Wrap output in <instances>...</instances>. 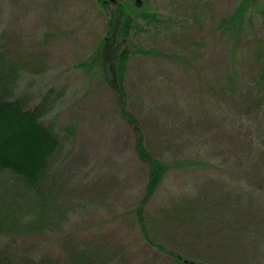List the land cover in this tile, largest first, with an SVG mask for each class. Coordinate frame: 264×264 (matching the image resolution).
<instances>
[{
	"label": "rangeland",
	"instance_id": "374dc122",
	"mask_svg": "<svg viewBox=\"0 0 264 264\" xmlns=\"http://www.w3.org/2000/svg\"><path fill=\"white\" fill-rule=\"evenodd\" d=\"M132 1L113 0L106 11L96 0H0V52L19 66L14 97L32 107L49 95L43 123L59 141L34 204L45 203L54 227L1 236L0 247L15 239L31 264H83L82 252L88 264H172L155 244L193 264H264V83L253 81L264 0L240 40L220 28L240 0H138L142 9L128 12L139 26L110 55L125 46L169 59L131 56L122 97L109 84L111 56L89 65L109 32L108 11ZM143 9L161 16L156 30ZM120 106L154 154L204 164L168 173L142 208L148 239L134 214L148 171ZM12 183L0 173V206L5 196L7 207L17 202ZM24 205L16 204L28 221L37 212Z\"/></svg>",
	"mask_w": 264,
	"mask_h": 264
},
{
	"label": "trees",
	"instance_id": "16d2710c",
	"mask_svg": "<svg viewBox=\"0 0 264 264\" xmlns=\"http://www.w3.org/2000/svg\"><path fill=\"white\" fill-rule=\"evenodd\" d=\"M96 1L101 3V7L106 11L109 2H113V0ZM260 1L240 0L239 6L235 8L232 15L220 22L221 30L236 35L240 40V37L242 38L246 33V29H243V27H247L252 19L247 20L248 17L246 16L258 8ZM139 4L138 0H133L130 3L118 4L115 9L113 8L114 10L112 9L113 11H108L106 21L107 23L109 22V32L96 49V55L99 56L92 59L89 65V67H94L95 62L97 64H100L102 61L107 63L109 56H111L110 64H107L108 72L111 74L109 84L122 97L125 95L124 79L127 71L126 66L131 56L141 54L169 59L168 55L158 50H135L130 48V52L125 46L110 55L115 44H117V40L129 36V31L134 28L135 21L139 26L136 16L134 17V15L128 12V10L131 11L132 9H142L143 5L139 6ZM149 13L150 11L143 9L142 18L147 23H155L153 27L156 30V24L163 23L160 19L161 16L158 17ZM230 39L233 40L232 37ZM256 44L253 57L257 59L256 63L258 64L259 71L253 81L257 86H260L264 83V45L260 41L256 42ZM237 49L233 51V57H235ZM258 60H261V62ZM18 70L19 66L13 63L9 55L5 52H0V173L8 172L15 177V183H12L10 186L13 187L14 195H18L17 202H13L12 206L7 207L8 203L6 204V201L9 198L8 196H5L7 199L5 200V205L0 206V238L1 236H15L20 231L38 234L48 228L50 230L54 227V225L52 226L49 223L50 218L44 210L45 203L40 205V209L38 206L36 209L34 205L36 200L38 202L42 201L39 200V196L42 191L43 179L45 173L49 170L50 159L59 149L57 136L52 129L46 127L43 123L49 104V95L44 96L39 104L36 103L32 107L28 106L26 99L14 97ZM231 75L233 77L229 78V82L232 85L233 78L237 77L238 74L232 73ZM120 108L123 116L127 117L132 125L135 124V155L148 171L144 198L140 202L139 209L137 208L134 212L142 235L145 239H148L146 217L142 213V208L156 195L168 173L175 169L186 170L192 167L204 169V164L191 158H183L182 161H178L157 156L148 148L144 133L139 125H136V120L125 111L124 106H120ZM24 197L27 198V201L24 200ZM22 202L27 204L24 206L31 213L34 209L37 212V215H33V218H30L28 221L23 220L22 209L18 210L16 206V204ZM13 242L17 241L11 239L9 240V245L0 247V264H31L32 258L28 256L27 252L30 249L24 247V250H20V247L18 249L12 245ZM35 243H40V239H37ZM155 245L158 246L159 251L170 256L172 264H193L179 255L162 249L157 244ZM78 258L83 264H88L89 258L86 252H82ZM39 264L63 263L57 258L46 257Z\"/></svg>",
	"mask_w": 264,
	"mask_h": 264
}]
</instances>
